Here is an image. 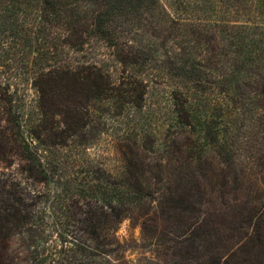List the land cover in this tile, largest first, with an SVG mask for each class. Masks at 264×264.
Returning a JSON list of instances; mask_svg holds the SVG:
<instances>
[{
  "label": "rangeland",
  "instance_id": "rangeland-1",
  "mask_svg": "<svg viewBox=\"0 0 264 264\" xmlns=\"http://www.w3.org/2000/svg\"><path fill=\"white\" fill-rule=\"evenodd\" d=\"M79 5L81 16H90L96 8L87 0L79 1ZM260 6L257 0H155L150 8H128L127 16L114 18L110 27L111 35L123 43L125 53L138 61L128 67L119 61L116 48L109 46L98 34L89 36L82 48L75 49L62 43L65 31L61 26L52 27L46 23L38 27L28 55L19 52L5 62V67L0 70L8 71L6 77L13 84L7 94L11 95L7 99H11L12 104L1 99L0 145L7 146L10 159H4L0 165L4 172L16 173L22 182V191L34 197L31 206L25 201L24 214L35 212L39 220L35 216L34 221L46 229L40 240L45 247L42 257H49L54 240L59 244L57 234L51 233V217L64 211V204L77 193L75 186L97 178L103 179V185L131 179L127 156L130 148H136L134 143L137 141L140 148L146 149L141 151L145 156V169L158 161L163 162L164 170L176 168L177 161L170 159L173 156L171 150L177 153L181 149L184 155L191 153L195 158L190 166L192 171L208 161L220 172L217 178H211L214 193L211 196L207 188L206 198L211 196L219 202L221 191L218 188L224 180L228 187L223 199L232 204L236 202L235 198L241 200L243 192L240 188L247 193L257 184L264 191V67L253 61L264 58V44L257 43L262 50L255 55L257 59L253 57L248 62L235 53L237 49L230 41L223 38L220 31L224 27L213 22L226 19L232 24H241L253 17L264 22V15L256 12ZM188 17L191 21L185 20ZM182 34L185 37H181ZM53 36L59 40L54 54L49 51L54 43ZM186 41L189 42L184 44ZM183 55L188 58L181 59ZM52 61L59 65H96L117 83L127 69L146 82L144 108L138 110L128 106L118 112L110 104L90 100L87 107L89 124L81 131V136L72 137L64 148L52 147L53 139L48 137L44 115L51 102L34 84L39 73L50 69ZM183 61L195 63L200 82L192 85V125L182 128L170 102V94L172 89H186L181 86L183 83H178L181 78L177 75ZM54 119L59 121L62 117L56 114ZM180 130L183 134L176 138L174 135ZM72 133L68 131L66 135ZM24 135L27 143L32 141L30 147L42 156L45 172L41 174L40 182L29 178L27 166L20 156L19 146L23 144ZM197 158L201 160L197 161ZM138 167L142 168L141 165ZM144 175L152 177L147 170ZM162 176L166 178L167 172ZM151 181L155 182L153 178ZM57 184L61 192H54ZM163 184H157L160 192L165 189ZM157 186L152 185L153 189ZM183 186L196 193L194 181L185 182ZM111 195L112 192L108 193L109 198ZM158 196L159 193H154V197ZM155 199L149 198L143 203L145 208L132 209L125 214L116 231L123 251L117 253L109 247L105 250H111L112 257L118 259L123 253L129 264H196L191 258L196 255L202 259L200 263L208 260L209 251L199 242L190 244L185 238L195 223L205 218V208L200 214L189 212V209L181 208L185 203L169 200L168 210L162 216L155 214L158 206ZM144 211L149 212V220ZM22 231L24 228L15 249V263L30 264L36 255L31 256L26 248L27 236ZM62 236L66 237L64 233ZM219 247L217 255L224 261L226 250L222 244Z\"/></svg>",
  "mask_w": 264,
  "mask_h": 264
},
{
  "label": "trees",
  "instance_id": "trees-1",
  "mask_svg": "<svg viewBox=\"0 0 264 264\" xmlns=\"http://www.w3.org/2000/svg\"><path fill=\"white\" fill-rule=\"evenodd\" d=\"M79 1L81 0H0V69L5 67V62L12 60L16 53L28 55L31 52L30 43L35 39L38 27L44 23L52 27L61 26L65 31L62 43L75 49L82 48L89 36L98 34L109 46L116 48L117 57L124 66L137 64V60L131 59L125 53L123 43L111 35L110 27L114 18L127 16L128 8H150L155 0H87L96 6L90 16H81ZM257 1L261 6L256 8V12L264 15V0ZM185 20L191 21L189 17ZM213 22L224 27L220 31L223 38L237 49L235 53L240 58L244 57L248 62L252 61L253 57L258 58L255 56L260 49L257 43L264 44V22L258 21L255 17L241 24H232L226 19H217ZM181 37H185V34ZM52 39L54 43L49 51L54 54L59 40L54 36ZM185 57L187 56L183 55L181 59L188 58ZM26 60L29 61V58ZM253 61L264 67L263 57L261 61L258 59ZM7 72L0 70V97L4 96L0 98V103L3 99L12 104V100L7 99L8 96L11 97L7 94L13 85L11 79L6 77ZM38 75L34 84L40 88L44 98L51 102L44 115L47 118L48 137L50 139L51 136L53 139L52 147L64 148L69 145L72 137L81 136V131L89 124L87 107L90 100L110 104L111 107L118 109V112L128 106L138 110L144 108L146 82L127 69L119 77L118 83L108 72L96 65H59L52 61L50 69ZM177 75L181 78L178 83H183L181 86H185L186 89L185 91L172 89L170 102L178 123L183 128L192 125L194 118L192 85L200 82V76L195 63L186 64V61L180 64ZM8 112L9 115L12 114L10 108ZM2 114L0 109V118ZM56 114L62 119L55 121ZM68 131L74 133L66 135ZM182 132L180 130L174 136L180 138L178 134L182 135ZM25 138L24 135L23 144L19 146L20 156L27 166L29 178L40 182L41 174L45 172L41 163L42 156L30 147L32 141L27 143ZM137 142L134 143L136 148L134 150L130 148L127 156L131 179L128 177L124 182L115 181L109 185H103L101 178L91 182L84 181L75 186L77 193L74 198L70 200L65 198L68 201L63 206L64 211L51 217L52 224L49 225L51 233L57 234L59 244L54 240L49 257H42L45 247L41 245L40 240L46 229L34 221L35 216L39 220L38 215L31 211L24 214L25 201L29 202L28 206L33 205V195L28 193L27 196L22 191V182L16 173L12 171L6 173L0 165V264H16L15 249L18 247L22 228H24L22 233L27 236L26 248L29 249L31 256L36 255L30 264H129L123 253L118 259L112 257L111 250L105 249L113 248L112 250L117 253L123 251L116 231L125 214L132 209L145 208L143 203L148 202L149 198H157L155 214L162 216H165L164 213L168 210L166 206L169 200L185 203L181 208L189 209V212L198 211L200 214L201 209L205 208V218L197 221L185 237L190 244L199 242L201 247L210 252L209 259L203 260L202 263L199 262L202 260L199 256H192L196 264H264V191L259 185L255 184L247 193H244V188H240L243 192L242 198L241 200L235 198L236 202L232 204L223 199L228 187L227 180H224L218 188L221 191L219 202L214 201L211 197L214 191L210 180L217 178L220 171L214 170L208 161L203 162L205 165L198 166L196 171H192L190 166H193L195 161L193 155L191 153L184 155L185 152L181 149L177 153L171 150L170 154L173 156L170 159L177 161L176 168L164 170L163 162L158 161L151 168L145 169L143 163L145 156L141 151L146 149L140 148ZM0 146V162L4 159L9 160L7 146ZM178 155H181L179 156L181 161ZM200 160L201 158H197V161ZM145 170L152 177L144 175ZM166 172L167 177L164 178L162 174ZM151 178L155 182H152ZM190 181H194L197 187L195 194L190 188L183 186L185 182ZM163 182L165 189L160 192L157 184ZM152 185L157 187L153 189ZM207 188L211 195L209 198L205 197ZM56 191H60L58 184L54 189V192ZM110 192L112 197L109 198ZM154 193H159V196L154 197ZM130 204L137 206L131 207ZM148 213L144 211L147 220L150 219ZM62 233L66 237H63ZM219 244L226 250L224 261L217 255ZM31 248L33 250H30ZM40 248L43 249L42 252Z\"/></svg>",
  "mask_w": 264,
  "mask_h": 264
}]
</instances>
